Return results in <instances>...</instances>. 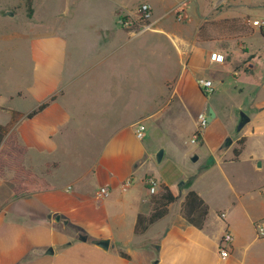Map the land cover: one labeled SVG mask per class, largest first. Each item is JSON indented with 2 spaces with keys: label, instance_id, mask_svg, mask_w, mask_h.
<instances>
[{
  "label": "crops",
  "instance_id": "0c3cea01",
  "mask_svg": "<svg viewBox=\"0 0 264 264\" xmlns=\"http://www.w3.org/2000/svg\"><path fill=\"white\" fill-rule=\"evenodd\" d=\"M189 1L190 6L196 5V12L189 14L191 21L184 24L168 16L173 6L156 14L153 3L142 1L152 9L151 30L133 35L122 28L114 29L115 33L121 32L120 41L114 44L108 35L93 64L82 72L72 60L67 40L70 30L33 34L29 39L28 80L12 97L29 98L33 107L23 111L0 105V125L10 122L5 110L22 114L15 118L0 143V264H264V238L255 234V224L264 218V75L254 86L252 104L244 112L248 122L240 130H227L211 107L214 118L202 131L199 148L181 151L169 144L162 148L160 162L155 159L159 147L151 148L134 136L135 124L144 125L149 119L158 128L170 127L167 130L171 137L175 125L172 117L189 106L193 108V134L196 116L201 112L207 115L210 108L196 80H210L213 86L216 79L223 84L228 76L225 65L229 63L225 50L236 49L244 55L238 63L232 61L233 77H239L240 71L247 73V67H257L254 61L259 53L248 51L241 41L263 35L264 31L247 26L245 20L264 19V0ZM210 5H222L221 11L211 15L209 10L204 12ZM111 9L116 21L130 15ZM71 19L62 23L61 29ZM234 38L237 42L230 45ZM211 53L222 56L224 61H210ZM127 65L121 79L129 86L130 108L134 101H140L144 111L124 126L88 127L99 132L93 163L66 185L50 183L49 177L60 167L54 157L56 150L68 148V137L84 130L83 117L88 122L89 114L96 111L95 102L87 113L76 103L69 106V100H78L86 87L85 72L92 69L95 80H114L111 70ZM150 68L161 74L158 81H150ZM244 81L242 78L236 82L239 91L247 85ZM191 90L199 96L190 100ZM149 91L159 93L158 98L150 96ZM52 96L54 100L47 107L25 118ZM150 101L160 103L149 104ZM166 109L174 113L160 121L158 115ZM177 115L180 119L183 116ZM100 117L103 124L107 123V111ZM184 124L183 120L181 126ZM231 126L234 129L235 125ZM227 137L231 143L225 146ZM240 138L243 143L234 159L232 151L238 148ZM196 155V161L199 155L205 160L199 169L188 164ZM28 156L43 167L39 176L25 163ZM126 178L131 183L122 190ZM148 178L157 183L154 194L148 192ZM36 180L43 181L49 189L21 193ZM160 185L168 188L175 201L169 204L165 216L144 233L135 234L136 216L150 212L149 198L159 192ZM101 187L107 190L102 199L97 197ZM188 190L195 191L208 206L201 229L189 225L181 216V202ZM225 230L232 240L225 247L228 256L221 259L218 242ZM99 239L109 240L106 251L90 243Z\"/></svg>",
  "mask_w": 264,
  "mask_h": 264
},
{
  "label": "rangeland",
  "instance_id": "374dc122",
  "mask_svg": "<svg viewBox=\"0 0 264 264\" xmlns=\"http://www.w3.org/2000/svg\"><path fill=\"white\" fill-rule=\"evenodd\" d=\"M142 1L153 3L156 14L163 13L168 7L173 6L168 16H173V20L181 24L190 22L191 18L189 14L191 15L196 12V5L192 4L190 6L191 1L189 0H34V3L33 0H30L32 12L28 14L26 0H0V105L5 107L12 106L23 111H29L33 107L29 98H18L15 95L12 97L16 91L23 88L25 83H27V69L29 67L27 44L29 39L33 37V34H47L54 31H58L61 34L63 31L70 30L72 34L67 40L68 44L72 47V60H74L76 69L82 72L93 64L98 52L104 47V40L108 38V35L114 44L118 43L122 38L121 32H113L114 29L119 30L121 27L115 20L111 8L115 7L117 14L131 15ZM183 1H185L183 5L185 17L182 22H178L174 18L173 8ZM117 5L125 9H121ZM189 6L190 13H188ZM221 7L222 5H217L215 8H212V5H210L206 7L204 12L209 10V14L211 15L220 12ZM245 17L253 16L247 15ZM119 18H122V16ZM69 19L71 21L67 27L61 29V24H65ZM115 22L116 24H114ZM263 36L264 33L262 36L256 35L255 37L242 39L241 42H244L248 51H256L259 54L256 55L254 61L257 67L253 69L247 67V73L244 74L240 71L239 77L232 76L233 67L231 63L232 61L238 63L239 58H242L244 55L236 49L225 50L229 58V63L225 65L228 76L223 80L222 85L214 79L213 92L206 96L207 104L218 112V118L227 130L235 131L237 129L240 113L245 114V110L251 106L255 95L254 86L258 85V80L264 75ZM236 42L237 38H234L230 42V45H234ZM127 69L128 65L126 67L118 66L111 70L110 74L111 77H115L114 80L112 78L95 80L92 69H88L85 72L83 79L86 81V87L79 94L78 100L77 98L69 100V106L71 107L76 103L87 113L88 109L93 108L92 105L95 102L96 111L89 114L88 122L86 121V117H83L84 122L80 117L81 122H83L81 127H84V130L80 134H76L78 136L70 135L68 137L66 144L68 148L64 147L56 150L54 157L60 162V167L49 177L50 183L55 184L59 182L66 185L73 176L84 171L93 163L94 154L97 152L96 146L98 144L99 132L89 130L88 127L92 125L124 126L131 117L144 111L145 105L144 103L142 105L140 101L138 103L134 101L132 109L130 108L129 86L121 79ZM150 72V81H158L160 79L161 74H158V71H155L154 68H150ZM242 78L246 79L244 83L247 85H244L239 91L236 82ZM155 88L152 87L151 89ZM152 92L149 95L158 98L159 93ZM190 93L192 94L190 100L192 96L195 99L198 95L192 90ZM10 97L13 98L11 101L9 100ZM152 103L159 104L160 102H149V104ZM104 111L108 113V117L106 118L107 123L105 122V124H103L104 120L100 119V114ZM192 112L193 108L189 106L185 107L182 113L181 111L178 112L179 114H183L184 117L182 116V118L185 119H180V115H177L178 113L172 117V123L175 125L171 129V137L167 130L170 127L161 125L158 128L152 124V120H146L144 122V136L140 141L148 144L151 148L159 147L157 151L162 150L163 147L169 144H173L175 149L181 151L199 148V141L195 144L190 143L191 131L193 129V125L190 122V118L193 115ZM170 113L173 114L174 112L171 109H166L160 113L158 115L160 121L169 117ZM2 115L3 113L0 112V121H2ZM183 120L185 124L181 126ZM176 124L178 125L176 126ZM232 124L235 125L234 129L231 126ZM198 157V160L193 163H191V160H188L189 166L195 169L203 166L205 163L203 156L199 155ZM25 161L26 164L31 165L39 176L42 166L40 167L39 164H36L37 161L32 160L30 156ZM138 177V173L134 174L135 182L138 180ZM259 202H256V205H259ZM154 229H151V231ZM148 241L150 240L146 239V242Z\"/></svg>",
  "mask_w": 264,
  "mask_h": 264
},
{
  "label": "built area",
  "instance_id": "2783aa9c",
  "mask_svg": "<svg viewBox=\"0 0 264 264\" xmlns=\"http://www.w3.org/2000/svg\"><path fill=\"white\" fill-rule=\"evenodd\" d=\"M184 3L185 1L181 2L180 4L176 5L175 8H173L174 18L178 22H182L185 17L184 9H183ZM151 15H152L151 7L149 6V4L141 3L136 7L133 14L119 18L117 20V23L122 29L132 33L133 35H139L151 30L152 27ZM245 24L249 27L264 31V19H253V20L246 19ZM209 58L210 61L212 62L220 63L224 61V58L216 53H211ZM196 85L198 86L200 91L206 95H210L214 89L211 81L206 79H197ZM207 124L208 122H207L206 113L204 112L199 113L196 116V130L190 138L191 144H195L199 140L202 131L206 128ZM134 127H135L134 128L135 138L136 139L143 138L145 131L144 125L141 122H139L136 123ZM130 183H131V179L126 178L121 184V189L126 190L129 187ZM146 184L149 194H154L155 189L157 187L156 181L153 178H148L146 180ZM106 195H107L106 188L101 187L98 189L97 191L98 198L102 199ZM221 217H223V215H221ZM255 234L258 238H264V218L255 224ZM231 240H232L231 234L227 230H225L218 242V252L221 259H225L228 256V250L225 247H227L228 244H230Z\"/></svg>",
  "mask_w": 264,
  "mask_h": 264
},
{
  "label": "trees",
  "instance_id": "16d2710c",
  "mask_svg": "<svg viewBox=\"0 0 264 264\" xmlns=\"http://www.w3.org/2000/svg\"><path fill=\"white\" fill-rule=\"evenodd\" d=\"M27 12L31 14L30 0H26ZM203 96H207L202 93ZM54 100V97H50L47 101L43 102L37 106L34 110L30 111L25 115L26 119L31 118L38 112L42 111L47 105ZM10 115V122L6 125H0V143L2 142L4 136L7 134L10 126L13 124L16 117L21 116L22 114L15 111L5 110ZM243 143V138H240L237 141L238 148H234L232 151L233 158L235 159L241 149ZM159 192L155 195H151L149 198V203L151 205L150 212L147 215L138 214L134 223L133 232L135 234H142L146 231L149 225L153 224L163 216L167 214V208L169 204L175 201V197L170 193L168 188L164 185L159 186ZM49 186L44 184L41 180H36L33 185L26 186L25 189L21 192L23 194H30L33 192H40L48 190ZM180 213L183 219L191 226L196 229H201L204 225L206 215L208 213V206L206 203L198 196V194L193 190H188L181 202ZM120 255L124 258L127 256L123 253Z\"/></svg>",
  "mask_w": 264,
  "mask_h": 264
},
{
  "label": "water",
  "instance_id": "95a60500",
  "mask_svg": "<svg viewBox=\"0 0 264 264\" xmlns=\"http://www.w3.org/2000/svg\"><path fill=\"white\" fill-rule=\"evenodd\" d=\"M213 118H214V113H213L211 108H208V110H207V122H210ZM246 122H248L247 116L243 113H240V120H239V123L237 125V130H240ZM230 143H231L230 138H227L225 140V146H228ZM161 157H162V150H158L156 152V155H155L156 162H160ZM196 159H197L196 156H192L190 158V160L192 162L196 161ZM57 220H58V217L56 218V221ZM80 238L82 241L86 240L85 236H80ZM90 243L93 246H95L96 248H98L102 251H106L108 249L109 240L108 239L91 240Z\"/></svg>",
  "mask_w": 264,
  "mask_h": 264
}]
</instances>
